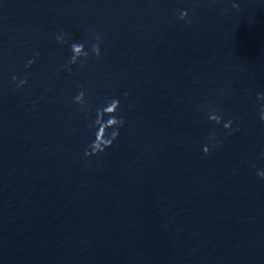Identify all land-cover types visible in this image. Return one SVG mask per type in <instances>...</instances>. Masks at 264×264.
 I'll list each match as a JSON object with an SVG mask.
<instances>
[{
    "label": "water",
    "instance_id": "1",
    "mask_svg": "<svg viewBox=\"0 0 264 264\" xmlns=\"http://www.w3.org/2000/svg\"><path fill=\"white\" fill-rule=\"evenodd\" d=\"M39 1L104 264H264V0Z\"/></svg>",
    "mask_w": 264,
    "mask_h": 264
},
{
    "label": "clouds",
    "instance_id": "2",
    "mask_svg": "<svg viewBox=\"0 0 264 264\" xmlns=\"http://www.w3.org/2000/svg\"><path fill=\"white\" fill-rule=\"evenodd\" d=\"M233 7H236V5L234 4ZM186 10H182L180 12V16L181 18L185 17L186 16ZM61 37L60 36H57V40H60ZM70 49H71V52H72V56L69 60V63H72V62H75L77 57H80V56H83V57H86L88 55L87 51L84 49V44L83 43H80V42H72L71 45H70ZM91 50L93 53H95L96 55H99V47H98V44H93L91 46ZM28 63H31V60L28 61ZM16 77L13 76V80H15ZM20 84H23L24 81L23 80H20L19 81ZM257 96L259 97L261 95V92L259 89H257ZM84 97V92L83 91H80L77 93V95H75L73 97V99L77 102H79L80 104H84L85 101L83 99ZM118 103L119 101L116 99V98H111L109 101H107L106 103V106L103 107L102 111L103 112H106V111H109L111 109H117V106H118ZM101 114V110L98 108L97 109V118L98 116ZM259 116L261 118H264V100H260V103H259ZM208 119L209 120H214L216 121L217 123L220 122L221 120V116L218 115L215 111H210L208 113ZM97 120V119H96ZM113 120H115V124H118L121 122V120H119L117 117L115 116H112L111 120H110V123H113ZM232 121L231 119L227 120L224 122L223 124V127L224 128H229V126L231 125ZM111 135L113 137H115L117 135V133L115 131H113L111 133ZM111 143V140L110 139H107L105 140L102 144L101 143H98V141L95 139V141L93 142V144L91 145V150L92 152H96L97 149H101L102 148V145H107V144H110ZM203 151L205 153H207L209 151V146L207 144H205L203 146ZM260 151L261 152H264V145L261 146L260 148ZM87 151H85V155H87ZM257 172H259L261 175H264V170H262L260 168L259 165L256 166V169H255Z\"/></svg>",
    "mask_w": 264,
    "mask_h": 264
}]
</instances>
